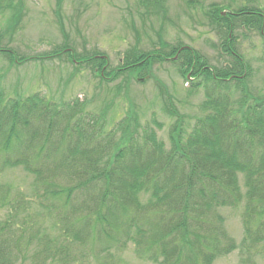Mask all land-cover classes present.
<instances>
[{
  "label": "trees",
  "instance_id": "obj_1",
  "mask_svg": "<svg viewBox=\"0 0 264 264\" xmlns=\"http://www.w3.org/2000/svg\"><path fill=\"white\" fill-rule=\"evenodd\" d=\"M139 1L144 14H165V0ZM15 2L0 0V10L19 13ZM210 8L228 57L219 67L160 33L151 49L137 39L110 71L107 59L80 54L69 41L40 55L79 60L105 82L146 80L153 64H175L188 91L202 89L205 101L188 131L160 90L174 120L169 148L133 106L108 122L78 99L56 102L40 92L6 99L0 90V173L21 167L32 177L29 195L0 182V264H102L127 242L156 264H211L236 246L219 209L240 205L247 262L255 264L253 254L264 259V93L246 88L250 67L233 44L238 28L264 41V12ZM0 52L11 64L19 60Z\"/></svg>",
  "mask_w": 264,
  "mask_h": 264
},
{
  "label": "rangeland",
  "instance_id": "obj_2",
  "mask_svg": "<svg viewBox=\"0 0 264 264\" xmlns=\"http://www.w3.org/2000/svg\"><path fill=\"white\" fill-rule=\"evenodd\" d=\"M19 2V13L0 10V49L19 58L11 64L0 52V90L4 98H23L40 92L56 102L78 99L93 114L103 110L108 122L118 120L133 106L141 125L154 128L167 148L174 120L165 110L171 104L160 90L171 95L172 108L185 116V130L189 131L195 118L204 114L203 90L189 92V84L178 75L175 64H153L152 78L146 80L131 78L127 82L119 77L105 82L83 62L73 65L66 55L43 59L40 55L69 41L80 54L87 51L107 57L110 71L131 45L139 40L141 47L151 49L160 33L168 43H184L202 54L209 65L219 67L227 63L228 57L221 50L220 31L209 24L210 6L219 7L223 15L240 6H257L264 12V0H165V14L158 15L144 14L146 9L139 0H16L15 4ZM233 34L235 49L250 67V75L244 81L246 88L254 94H263L264 41L258 33L243 28ZM232 91L231 97L238 100L239 91ZM154 119L162 126L153 124ZM31 181L32 177L21 167L5 168L0 173L1 183L27 195L31 193ZM242 210V205L219 209L225 230L236 246L211 264H250L242 246ZM110 258L102 264H156L141 258L132 242L114 249ZM252 260L264 264V259L254 254ZM16 264L33 263L28 259Z\"/></svg>",
  "mask_w": 264,
  "mask_h": 264
}]
</instances>
